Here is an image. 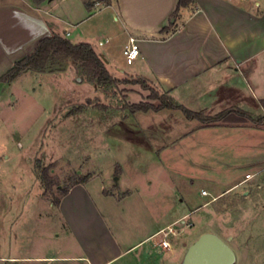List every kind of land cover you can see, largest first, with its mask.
Returning <instances> with one entry per match:
<instances>
[{
	"label": "rangeland",
	"instance_id": "obj_1",
	"mask_svg": "<svg viewBox=\"0 0 264 264\" xmlns=\"http://www.w3.org/2000/svg\"><path fill=\"white\" fill-rule=\"evenodd\" d=\"M256 1L264 9V0H248L247 5L255 7ZM66 63L64 70L54 64L45 72L73 67L74 78L31 70L27 78L1 86L0 225L8 224L12 233L21 223L30 224L31 235L24 244L17 243L12 234L6 243L0 238V254L31 259L0 257V264H86L62 258L79 251L74 238L63 231L56 208L48 209L39 201L44 188L37 164L49 166L59 184L42 195L47 202L53 203L60 189L74 179L93 176L91 194L126 245L186 214L170 224L176 232L170 237V249L159 246L161 237L156 236L121 264H181L189 246L208 232L230 244L235 264H264V197H245L242 190L215 198L203 193L210 191L205 178L232 172L231 164L221 163L230 152L227 142L232 136L214 131L190 133L196 120H188L179 110L134 112L133 104H156L150 99L153 91H164L149 81L146 86L135 82L136 77L130 75L98 87L73 61ZM108 66L125 75L114 64ZM256 140L261 142L252 150H258L257 156L244 155L245 146L236 149L243 153L237 155L243 163L235 177L264 166V133L250 137L247 144L256 145ZM256 158L255 164L246 161ZM261 176L264 169L255 179ZM100 187H106L105 193L112 197L100 196Z\"/></svg>",
	"mask_w": 264,
	"mask_h": 264
},
{
	"label": "crops",
	"instance_id": "obj_2",
	"mask_svg": "<svg viewBox=\"0 0 264 264\" xmlns=\"http://www.w3.org/2000/svg\"><path fill=\"white\" fill-rule=\"evenodd\" d=\"M178 2L111 0L109 5L100 2L88 8L86 0H45L40 4L33 0H0V75L31 54L41 39L58 33L73 43L92 44L98 55L107 60L113 76L144 77L192 111L215 115L226 109H242L254 117L263 116L260 101L264 98V9L259 1L253 7L247 5L248 0H194L174 17ZM128 48L138 50L130 64L124 54ZM111 63L125 75L113 72L108 66ZM29 73L31 70H26L14 81L27 78ZM63 73L74 78L76 70L69 67L63 72H40L56 76ZM5 84L8 83L2 85ZM164 110L183 113L180 109L167 108L156 112ZM187 119L196 120L191 121L194 126L190 133L214 131L232 136L227 142L230 152L221 161L231 164L232 172L207 176L210 191L203 193H211L215 198L242 190L245 197L254 194L264 197V191H254L255 187L264 188V178L255 179L263 173L264 166L256 168L254 173L235 177L237 167L243 163L237 156L243 153L238 154L236 149L245 146L244 155L257 156L258 150H252L260 147V140H256V145L247 143L250 137L264 133V123L203 126L196 118ZM246 161L258 163L257 158ZM92 178L89 176L86 182L71 187L59 206L42 199L44 189L38 197L48 209L56 208L63 231L77 244L78 254L62 258L86 264H121L124 258L135 257V252L155 233L186 215L126 245L94 200L89 189ZM105 189L100 187L99 195L112 197ZM9 229L8 224L0 225L1 242H9L12 234L17 243L24 244L31 235L30 224L21 223L12 233ZM0 257L13 261L31 259L26 255L0 254Z\"/></svg>",
	"mask_w": 264,
	"mask_h": 264
},
{
	"label": "trees",
	"instance_id": "obj_3",
	"mask_svg": "<svg viewBox=\"0 0 264 264\" xmlns=\"http://www.w3.org/2000/svg\"><path fill=\"white\" fill-rule=\"evenodd\" d=\"M43 1L45 0H33L35 4H40ZM96 2L109 5L111 0H86V5L88 8H92ZM193 2L194 0H179L173 16L176 17L182 7H187ZM69 61H73L81 73L86 76L87 80L96 84L98 87H104L121 82L120 79L111 74L105 59L98 55L92 44L87 42L73 43L70 39L63 37L58 33H53L52 35L41 39L31 54L16 61L12 67L0 75V87L4 83L14 81L26 70L45 72L51 70V66L54 64H57L56 67L58 70H64L68 65L66 62ZM134 81L140 82L146 86L149 80L144 77H136ZM150 99L157 101V103L141 102L133 104V111H159L165 108L180 109L187 118H196L201 121L203 126L236 122H252L255 124L264 123V115L254 117L242 109H226L215 115H206L203 112H195L181 104H178L166 91H164L163 94H160L154 90ZM260 102L264 108V98L261 99ZM37 170L39 172V179L44 188L43 195H47V192L51 190L54 185L59 186V184L50 175L49 166L41 167L40 164H37ZM88 178L89 176L85 175L78 179H74L67 187H62L60 189V196L53 201L54 205L59 206L62 197L69 192L71 187L76 184L86 182Z\"/></svg>",
	"mask_w": 264,
	"mask_h": 264
},
{
	"label": "water",
	"instance_id": "obj_4",
	"mask_svg": "<svg viewBox=\"0 0 264 264\" xmlns=\"http://www.w3.org/2000/svg\"><path fill=\"white\" fill-rule=\"evenodd\" d=\"M235 262L236 253L230 244L219 235L208 232L189 246L181 264H235Z\"/></svg>",
	"mask_w": 264,
	"mask_h": 264
},
{
	"label": "built area",
	"instance_id": "obj_5",
	"mask_svg": "<svg viewBox=\"0 0 264 264\" xmlns=\"http://www.w3.org/2000/svg\"><path fill=\"white\" fill-rule=\"evenodd\" d=\"M100 2H96V5H99ZM124 54L126 56L127 62L130 64L132 63L137 55H138V50L137 49H132V48H128L125 49ZM250 175H248L249 177ZM175 229H174V225H170V226H166L164 228H162L161 230H159L157 233H155L152 238L156 237V236H160V242L159 245L163 248V249H170L172 247V243L170 240V237L172 235H174Z\"/></svg>",
	"mask_w": 264,
	"mask_h": 264
}]
</instances>
